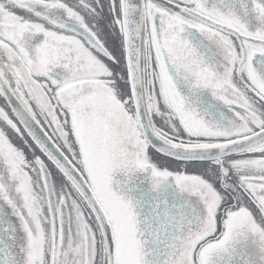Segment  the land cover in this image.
Segmentation results:
<instances>
[{
	"label": "snow or ice",
	"instance_id": "snow-or-ice-1",
	"mask_svg": "<svg viewBox=\"0 0 264 264\" xmlns=\"http://www.w3.org/2000/svg\"><path fill=\"white\" fill-rule=\"evenodd\" d=\"M0 264H264V0H0Z\"/></svg>",
	"mask_w": 264,
	"mask_h": 264
}]
</instances>
